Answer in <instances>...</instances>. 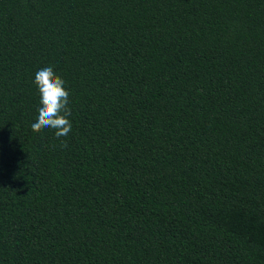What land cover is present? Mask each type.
<instances>
[{
    "label": "trees",
    "instance_id": "16d2710c",
    "mask_svg": "<svg viewBox=\"0 0 264 264\" xmlns=\"http://www.w3.org/2000/svg\"><path fill=\"white\" fill-rule=\"evenodd\" d=\"M0 264H264V0H0Z\"/></svg>",
    "mask_w": 264,
    "mask_h": 264
},
{
    "label": "clouds",
    "instance_id": "9594fccd",
    "mask_svg": "<svg viewBox=\"0 0 264 264\" xmlns=\"http://www.w3.org/2000/svg\"><path fill=\"white\" fill-rule=\"evenodd\" d=\"M35 85L38 89L40 101L37 108V118L32 123L34 132L43 128L55 130L57 139L66 137L72 130V123L68 119L71 115L69 92L65 89V81L58 76L51 66H46L35 73ZM61 146L67 148V143L61 140Z\"/></svg>",
    "mask_w": 264,
    "mask_h": 264
}]
</instances>
